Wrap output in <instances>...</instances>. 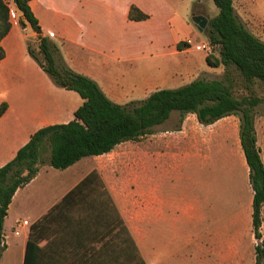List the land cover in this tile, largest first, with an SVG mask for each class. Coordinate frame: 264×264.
Instances as JSON below:
<instances>
[{
	"label": "crops",
	"instance_id": "0c3cea01",
	"mask_svg": "<svg viewBox=\"0 0 264 264\" xmlns=\"http://www.w3.org/2000/svg\"><path fill=\"white\" fill-rule=\"evenodd\" d=\"M99 2L109 13L114 10L108 0H31L30 6L39 20L41 34L58 46L60 43L53 38L64 41L59 46L62 52L66 42H69L77 48L113 58L123 52L121 46L130 51L143 43L145 47L163 48L164 35H169L172 41L168 46L169 53H188V48L179 50L177 45L181 41L191 40L188 37L192 30L189 22L177 13L169 16L165 5L161 3L162 19L166 26L160 25V30L154 29L151 27L154 12L145 3L132 0H116V10L118 8L123 18L128 19L129 25L137 23L149 29L151 27L145 34L149 36L148 41H139L132 35L110 34L102 51L98 52L90 44V33L85 23L93 18V9L95 5H100ZM13 3L10 0L11 15L14 13L24 23L19 25L16 18H11L12 28L1 42L5 57L0 61V106L5 102L8 108L0 115V167L11 161L40 128L73 119L75 110L83 102L81 97L80 101L77 96L69 94L72 90L57 86L30 55V40L38 37V34ZM131 5L149 14V18L143 21L130 20L128 15ZM70 28L79 33L71 34ZM30 29L29 33H25ZM112 70L111 66L105 69V76L114 80L107 87H120L122 84L120 88L128 87L134 91L133 87L140 91L142 86L138 82L125 84V77L110 73ZM81 73L100 84L103 80L90 71ZM257 122L256 116V130L259 131ZM200 125L209 129L208 135L202 136L204 145L214 141L212 136L217 134L221 146L230 139L239 149L240 119L236 115L221 118L211 125ZM185 128L169 129V137L185 136ZM130 142L133 141L117 145L109 153L84 157L65 169H57L47 163L40 166L36 177L16 191L9 205L5 225L11 211L15 210L12 231L18 254L16 261L10 259V264H25L29 241L32 243L28 258L30 264H135L136 260L141 264L142 259L146 264H159L163 261V257L159 258V253H154L149 247L152 245L150 234L147 233L157 222L159 211L164 208L158 206V179L143 168L146 162L143 163L139 145H132V154L127 157L122 154L123 146ZM111 157H115V161H110ZM198 158L204 166L212 161V158L206 160L200 152ZM130 166L133 174H128ZM94 170L98 175L90 176ZM85 179L86 182L82 183ZM126 183L134 186L127 187ZM189 206L190 203L174 202L172 199L163 211L168 214L169 207L176 209V213L187 215ZM4 233L7 248L1 263L10 248L6 229Z\"/></svg>",
	"mask_w": 264,
	"mask_h": 264
},
{
	"label": "rangeland",
	"instance_id": "374dc122",
	"mask_svg": "<svg viewBox=\"0 0 264 264\" xmlns=\"http://www.w3.org/2000/svg\"><path fill=\"white\" fill-rule=\"evenodd\" d=\"M5 1L10 3V0ZM108 1L114 9L111 13L99 2L100 5H95L93 9V18L85 23L90 33V44L98 52L102 51L103 44L107 43L110 34L125 37L132 35L139 38V41L147 42L149 36L145 35L146 31L151 30L152 26L157 30H160V25L166 26L161 14L162 3L169 16L171 13L180 14L192 26L188 34L191 39L188 53L182 55L169 53L168 46L172 42L169 35H164L162 41L163 48L166 49L145 47V43L132 51L121 46L123 52L113 58L83 50L81 47L77 48L69 42H66L65 50L62 52L59 46L63 45L64 41L53 38L60 43L59 46L55 43L58 48L56 54L58 64L61 57L62 61L76 72L90 71L102 77L101 84L98 83L100 87L110 99L121 104L142 100L159 88H177L197 78H223L225 73L223 66L210 67L206 62L208 53L218 54V50L212 48L205 33L208 25L200 32L192 21L193 14L204 15L208 19L217 15L218 8L213 0H132L145 3L154 12L150 29L137 23L129 25L128 19L123 18L118 8L116 10V0ZM13 5L19 10L15 3ZM234 6L240 20L264 41V0H234ZM11 18L16 17L14 13L12 16L10 11ZM16 20L21 25V21L18 18ZM30 31L31 29L25 33ZM69 32L79 33L74 28H70ZM136 34L145 36L139 37ZM204 44L207 45L206 49L202 47ZM38 45V37L30 40V46L42 57L38 52ZM109 66L113 69L110 73L125 77L123 79L125 84L131 81L138 82L139 86H142L140 91L133 87L131 88L134 91H130L128 87L120 88L122 84L120 87H107L111 82L114 83L113 79L105 76V69ZM233 79L235 95L264 98V84L259 80L254 81L248 89L242 78L234 72ZM69 94L77 96L81 101L77 92L70 91ZM256 113L259 129L258 146L264 160V100L256 107ZM179 126L182 129L186 126L185 136L169 137V129H176ZM208 132V128L199 124L195 114H187L181 122V114L175 111L170 120L154 128L153 134L123 146L122 154L127 157L128 154H132V145H139L143 163L146 162L143 168L151 171L158 179L160 208L164 207V210L172 199L174 202L177 200L190 203L187 215L176 213V209L169 207L168 214L163 210L159 211L157 222L153 224L151 231L147 232L150 234L152 245L149 247L154 253H159V258L163 257L159 264H256L255 248L258 244L264 245V211L260 228L262 237L256 238L254 234L252 224L254 191L243 149L240 145L237 150L230 139L226 145L221 146L217 134L212 136L214 141L204 145L202 136L208 135ZM199 152L203 153L206 160L212 158L208 166L202 165L198 158ZM110 161H115V157H111ZM128 169V174H133V168L130 166ZM126 185L134 186L132 183ZM14 213L15 210H12L4 226V231L6 229L9 236L10 248L8 255L0 264H10V259L16 261L18 257L13 244Z\"/></svg>",
	"mask_w": 264,
	"mask_h": 264
},
{
	"label": "trees",
	"instance_id": "16d2710c",
	"mask_svg": "<svg viewBox=\"0 0 264 264\" xmlns=\"http://www.w3.org/2000/svg\"><path fill=\"white\" fill-rule=\"evenodd\" d=\"M30 1L13 0L24 19L38 34V52L42 57L29 44L30 55L57 86L77 92L83 102L75 110L73 119L40 128L11 161L0 167V261L7 248L4 225L9 205L16 191L36 177L41 165L47 163L54 168L65 169L84 157L109 153L123 142L139 141L153 134L154 128L165 123L175 111L181 114V122L187 114L192 113L203 125H211L230 115L240 119V141L254 191L252 224L255 237L261 238L264 161L258 146L256 107L264 98L235 95L233 72L242 78L248 89L256 80L264 84V41L240 20L234 0H213L218 14L209 19L205 30L210 45L218 50V54L208 53L206 62L210 67L223 66V78H197L177 88H159L146 98L130 104L110 99L95 79L74 71L61 57V62L57 63L58 48L41 34V26ZM128 17L133 21H143L149 18V14L131 5ZM11 28L9 4L0 0V61L5 57L1 42ZM177 47L183 50L189 48L190 43L181 41ZM7 108L8 104L4 102L0 106V115ZM176 129H180V126ZM89 175H98V172L94 170ZM130 239L133 242L131 236ZM133 245L138 253L134 242ZM30 250L32 243L29 241L25 264H30ZM255 254L256 264H264V245L258 244ZM135 264H138V260ZM141 264H146L144 259Z\"/></svg>",
	"mask_w": 264,
	"mask_h": 264
},
{
	"label": "water",
	"instance_id": "95a60500",
	"mask_svg": "<svg viewBox=\"0 0 264 264\" xmlns=\"http://www.w3.org/2000/svg\"><path fill=\"white\" fill-rule=\"evenodd\" d=\"M192 21L200 32H203L208 25L209 19L204 15L193 14Z\"/></svg>",
	"mask_w": 264,
	"mask_h": 264
},
{
	"label": "built area",
	"instance_id": "2783aa9c",
	"mask_svg": "<svg viewBox=\"0 0 264 264\" xmlns=\"http://www.w3.org/2000/svg\"><path fill=\"white\" fill-rule=\"evenodd\" d=\"M206 44H204V45H202V47H203V49H206ZM208 48H210L209 46H208ZM27 221H25V223H26ZM18 233V232H17Z\"/></svg>",
	"mask_w": 264,
	"mask_h": 264
}]
</instances>
